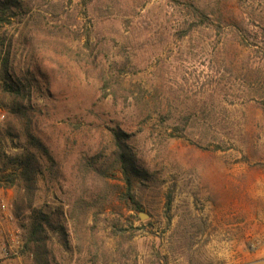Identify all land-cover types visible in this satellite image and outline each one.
I'll return each instance as SVG.
<instances>
[{
  "label": "rangeland",
  "instance_id": "obj_1",
  "mask_svg": "<svg viewBox=\"0 0 264 264\" xmlns=\"http://www.w3.org/2000/svg\"><path fill=\"white\" fill-rule=\"evenodd\" d=\"M21 1L0 27V176L29 148L5 132V56L57 124L50 146L68 181L39 178L35 205L67 207L76 154L108 166L88 237L65 222L67 250L50 233L56 264H264V0ZM114 129L134 156L135 211L112 163ZM17 194L0 186V264H32Z\"/></svg>",
  "mask_w": 264,
  "mask_h": 264
},
{
  "label": "trees",
  "instance_id": "obj_2",
  "mask_svg": "<svg viewBox=\"0 0 264 264\" xmlns=\"http://www.w3.org/2000/svg\"><path fill=\"white\" fill-rule=\"evenodd\" d=\"M22 8L25 7L21 0H0V27L9 20L6 16L7 10L13 14V9L20 10ZM1 66L4 81L2 90L9 96V103L5 105L8 114L4 126L5 132L13 137L23 134L29 148L15 154L12 159L16 163V169L0 176V186L3 188L15 187L18 190L14 215L16 217L24 216L27 219V225L24 226L26 230L24 247L32 254V264H56L55 255L50 247V233L59 231L64 236V249L70 250L71 239L69 237L67 239L66 224L71 222L73 233L76 234L81 229L88 231L91 228L89 221L96 223L101 212H91L90 209L93 204L98 202L104 205L108 199L106 194L108 182L104 178L108 166L105 161H93L89 158L79 165V156L76 154L72 166L75 180L69 182V188L73 194L71 193L70 201L66 203L67 207L64 208L62 205L59 210H52L47 204L36 206L35 202L40 189L39 178H43L47 183L53 184L60 190H64V182L68 181L53 148L50 146L49 132L57 129V124L53 120L52 123L41 120V116L45 115L42 110L46 108V104L42 108L37 102H31V90L38 89L37 83L35 85L28 84V89H26L24 84L14 80L6 62V56ZM25 89L27 97L24 95ZM125 138L126 135L122 130L114 129L112 131L114 145L112 163L114 166L119 165L125 175L127 187L123 194V200L128 210L135 211L140 208V203L130 191L131 181L128 176V170L133 164L131 159L134 156ZM77 143L76 141L75 145ZM79 170L81 171L80 187L82 189L80 193ZM83 230L81 232L87 238L88 236ZM85 238L84 241L81 239L79 251L82 252L83 245H86L87 252L90 254L91 241L85 240ZM77 242L79 243V240ZM88 261L90 264H104L103 259L98 256H94L92 260Z\"/></svg>",
  "mask_w": 264,
  "mask_h": 264
},
{
  "label": "water",
  "instance_id": "obj_3",
  "mask_svg": "<svg viewBox=\"0 0 264 264\" xmlns=\"http://www.w3.org/2000/svg\"><path fill=\"white\" fill-rule=\"evenodd\" d=\"M139 217H140L141 219H143V218H145V217H149V216H148V214H146L145 212L140 211V212H139Z\"/></svg>",
  "mask_w": 264,
  "mask_h": 264
}]
</instances>
